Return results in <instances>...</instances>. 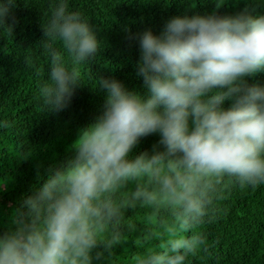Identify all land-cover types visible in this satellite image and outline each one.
<instances>
[{
  "label": "clouds",
  "instance_id": "1",
  "mask_svg": "<svg viewBox=\"0 0 264 264\" xmlns=\"http://www.w3.org/2000/svg\"><path fill=\"white\" fill-rule=\"evenodd\" d=\"M211 2L203 13L169 16L159 32L130 34L142 92L96 76L97 110L64 156L36 162L35 181L0 213V264H109L138 223L146 243L159 239L152 218L177 231L131 264H188L225 187L264 185V81L249 80L264 73V0L230 13L217 11L227 0ZM15 4L0 0V30L10 34ZM41 28L46 66L35 97L60 112L85 84L66 57L90 63L101 41L69 0H50Z\"/></svg>",
  "mask_w": 264,
  "mask_h": 264
},
{
  "label": "trees",
  "instance_id": "2",
  "mask_svg": "<svg viewBox=\"0 0 264 264\" xmlns=\"http://www.w3.org/2000/svg\"><path fill=\"white\" fill-rule=\"evenodd\" d=\"M50 0H16L12 34L0 30V182L7 190L0 193V213L36 179V162L47 163L66 154L77 129L92 117L102 102V95L91 89L96 76L115 77L130 88L143 91L135 75L138 50L131 33L144 28L159 32L174 14L203 13L211 10V0H69L72 9L89 17L101 47L90 63L75 64L85 84L75 89L70 105L60 112L41 109L35 97L38 82L44 77L46 58L39 44L41 21L48 13ZM245 6V0H227L217 11L230 13ZM259 10V9H258ZM47 70V69H46ZM251 81H264V73H255ZM227 103V102H226ZM155 135L141 139L135 149L150 147ZM34 154L20 160V154ZM159 239H142L144 224H137L117 246L109 264H131L135 255L147 250L177 231L166 222L151 220ZM203 244L188 258V264H264V185L256 188L225 187L216 202L212 217L198 228Z\"/></svg>",
  "mask_w": 264,
  "mask_h": 264
}]
</instances>
